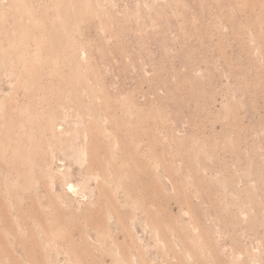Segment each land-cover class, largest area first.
<instances>
[{"label":"rangeland","instance_id":"obj_1","mask_svg":"<svg viewBox=\"0 0 264 264\" xmlns=\"http://www.w3.org/2000/svg\"><path fill=\"white\" fill-rule=\"evenodd\" d=\"M0 264H264V0H0Z\"/></svg>","mask_w":264,"mask_h":264}]
</instances>
